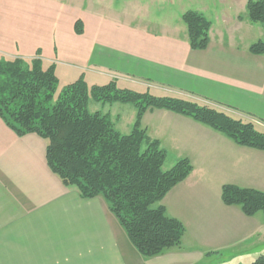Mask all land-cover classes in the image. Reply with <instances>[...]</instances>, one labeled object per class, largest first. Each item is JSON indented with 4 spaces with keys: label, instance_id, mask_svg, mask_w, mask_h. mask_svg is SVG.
<instances>
[{
    "label": "crops",
    "instance_id": "0c3cea01",
    "mask_svg": "<svg viewBox=\"0 0 264 264\" xmlns=\"http://www.w3.org/2000/svg\"><path fill=\"white\" fill-rule=\"evenodd\" d=\"M79 1L85 15H75L67 32L48 40L32 34L0 53L7 61L36 58L45 69L54 66L64 86L81 77L89 86L114 81L123 89L209 105L264 133V55L250 52L264 39L254 37L258 28L249 19L248 0H216L212 8L195 10L211 22L205 50L193 49L188 31L183 35L176 23H137L129 11L119 19L112 8L108 19L103 0ZM187 11L194 10L182 11V20ZM104 107L96 111L130 133L136 109L112 114ZM142 127L168 151L166 170L181 158L193 167L162 201L185 228L180 247L142 256L104 197L83 199L50 170L46 140L20 137L0 118V264H204L224 255L236 264L254 262L264 252V214L248 217L240 207L225 205L222 189L235 185L264 193V151L239 146L168 110L149 109Z\"/></svg>",
    "mask_w": 264,
    "mask_h": 264
},
{
    "label": "trees",
    "instance_id": "16d2710c",
    "mask_svg": "<svg viewBox=\"0 0 264 264\" xmlns=\"http://www.w3.org/2000/svg\"><path fill=\"white\" fill-rule=\"evenodd\" d=\"M247 11L253 24L264 27V0H248ZM183 21L191 47L205 50L210 20L187 11ZM75 31L83 33L81 21ZM250 52L264 55V41L253 44ZM59 84L55 67L45 69L39 59L29 66L21 59H0V118L20 137L35 134L46 140L50 170L83 199L104 197L131 243L146 258L181 246L185 228L167 214L162 201L193 170L187 158L165 169L168 151L142 127L146 111L168 110L189 117L239 146L264 151V133L254 123L209 105L123 89L114 81L89 86L83 77L66 85L53 103ZM90 103L133 106L137 113L130 133H121L108 115L92 112ZM222 200L240 207L248 217L264 214L260 191L225 185ZM251 264H264V255Z\"/></svg>",
    "mask_w": 264,
    "mask_h": 264
},
{
    "label": "rangeland",
    "instance_id": "374dc122",
    "mask_svg": "<svg viewBox=\"0 0 264 264\" xmlns=\"http://www.w3.org/2000/svg\"><path fill=\"white\" fill-rule=\"evenodd\" d=\"M170 1H174L176 4H172ZM177 1L178 0H103L102 7L104 8V15L108 17V19L113 15L108 11V8H112L119 19H122V15L129 11L130 15L137 23L170 21L183 27V35H185L187 30L181 18L182 11H195L204 6L212 8L216 4V0H184L187 3L180 6ZM141 10L147 13L144 17L138 14ZM84 13L85 12L81 9L79 0H0V51H3L5 47H11L15 43L20 44V41L27 40L29 36L31 38L32 34L35 35L36 38L48 40L49 37L56 36L59 30L67 32L70 29L72 18L77 14L83 17V15H85ZM242 14L244 15V13ZM254 26L258 28L256 29L257 32L254 37L256 36L257 39H264V27L258 24ZM35 28L38 30H35ZM260 32H263L261 36ZM5 57L6 56L0 53V59L6 60ZM35 59L36 58L21 60H23L25 66H29ZM60 70H62V67H60ZM64 85V80H62L53 103L56 102L59 92L65 87ZM137 92L145 93L147 90H139ZM153 93L157 95L159 92L153 91ZM99 106L103 105L90 103L89 107L90 110L94 112L99 110ZM104 108L114 114L122 112L126 108L133 107H131V105L129 107H122L120 104H106ZM130 117V115L127 116L129 119ZM234 117L237 116L234 115ZM119 131L123 134H127L126 132H122L124 130L121 128H119ZM260 253L261 254L256 255L257 258L260 257L259 255H264L262 254L264 252ZM225 256L226 255H224V257H214L211 261L204 262V264H236L234 260L232 261V258ZM247 263L249 262H243V264Z\"/></svg>",
    "mask_w": 264,
    "mask_h": 264
}]
</instances>
